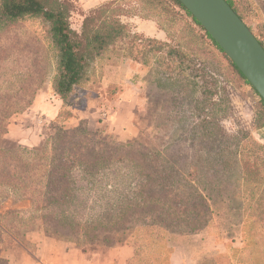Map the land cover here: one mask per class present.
<instances>
[{
  "label": "rangeland",
  "instance_id": "374dc122",
  "mask_svg": "<svg viewBox=\"0 0 264 264\" xmlns=\"http://www.w3.org/2000/svg\"><path fill=\"white\" fill-rule=\"evenodd\" d=\"M77 1L81 10L88 12L111 0ZM117 1L121 7L122 19L130 26L133 33L166 42L171 46L181 44L192 51L191 59L203 61L205 69L192 74L185 66V73L182 76L179 77L177 75L179 72L174 71L173 75L177 77L167 80L170 73L164 74V67H160L158 71L154 59L150 60L147 66H142L134 60L121 56H108L96 61L91 66L90 79L77 86L72 94L63 100L62 117L66 118L73 112L84 118L81 127L90 133H95L96 131H91L88 127L92 116L100 123L99 129L105 128L111 121L116 102L126 91L130 90L136 99L132 115V124L137 134L132 138L135 140L130 143L128 142L130 139L122 141L124 144H130L124 149L126 155L123 160L115 158L108 168L102 169L95 175L94 196H92L95 197L93 218L82 221V225L87 226L90 233L86 237L76 235L73 229H66L60 236L85 251H108L117 245L135 243L138 234H141L138 241L140 244L152 241L150 234L144 236L147 231L133 229L125 231L123 235L114 234L123 232L125 220L130 224L132 221L134 225L140 223L138 218L139 213L142 212V191L148 182L146 175L142 173L145 161L159 167L161 163L171 169L173 164L168 161L166 154L173 151L169 147L173 145L174 150L180 151L182 156L187 154L196 159L193 165L198 169L201 168L202 160L197 159L201 158V155L196 150L195 138L199 136L197 132L201 127L198 125H202L201 121L204 117L210 119V116H214L221 133L218 137L208 136L210 148L214 145L219 146L220 143L228 144L230 148L237 147L241 143L240 140L250 141L252 148H256L255 143L253 144L255 141L264 144V116L261 113L259 99L249 87L242 85L229 74L223 61L208 53L207 46L201 45L200 42L194 43L193 33L188 26L190 20L183 11L178 8L172 10L166 3L162 5L161 0L160 9L153 8L144 0ZM232 1L253 34L264 42V0ZM82 20L80 14H74L71 18L72 28L80 31ZM7 29L5 31L0 27V95H25L30 98V105L22 108L20 114L28 112L37 99L41 100L42 108L45 104L54 105L58 96L53 89L51 79L56 74L57 51L51 42L50 25L42 18H28L18 21ZM204 91L207 93L205 94ZM39 112L35 117V123L43 127L38 133L42 137L40 144L34 145L35 142L27 139L24 143H20L16 127H12L16 132H8L13 118L20 115L16 110L8 109L7 134L1 140V145L6 148L28 149L43 145L48 135L54 132L56 124L42 123L40 115L43 116L45 111ZM104 113L106 117H103ZM260 124L263 125L260 127ZM16 125L21 124L16 123ZM128 125L131 127L122 118L120 126L126 131L129 130ZM185 125L187 129L190 128L188 135H183L177 130L178 126L181 128ZM67 127L71 126L67 125ZM113 134L118 137L116 133ZM30 135L29 138L33 137L32 133ZM118 139L120 140L119 137ZM104 142L108 140H102V143ZM152 152H158L159 156H155ZM209 158L210 156L208 160ZM208 160L206 162L210 164ZM185 164L186 162L182 161L174 164V167L184 168ZM197 176H200L202 186L204 185L211 192L208 201L212 208V220L209 223L211 231L216 234L218 243L227 246L228 255L220 260L221 263L264 264V226L256 225L254 219L245 214L242 201L228 197L229 190L233 188L228 182L233 183L234 176L231 173L223 176L225 180L220 190L219 181H209L202 174ZM226 177L229 178L227 182ZM15 200L16 197L13 196L0 203L2 220L10 211L25 212L9 222L17 226V234L22 237L31 231L30 234L36 231L47 233L48 229L41 222L36 218L30 219V211H33L32 203L29 200ZM202 225L203 223L199 224ZM30 245L32 244L29 243V247ZM4 246L6 251L0 255L2 259L10 251L19 248L13 246V249H9L11 247L9 241H4Z\"/></svg>",
  "mask_w": 264,
  "mask_h": 264
},
{
  "label": "trees",
  "instance_id": "16d2710c",
  "mask_svg": "<svg viewBox=\"0 0 264 264\" xmlns=\"http://www.w3.org/2000/svg\"><path fill=\"white\" fill-rule=\"evenodd\" d=\"M226 1L245 23L234 2ZM144 2L160 9V0ZM165 3L172 10L178 8L185 13L190 20L188 26L193 33L194 43L200 42L207 46L208 53L223 61L230 75L252 90L259 99L264 116V100L210 34L179 0H161L162 5ZM120 10L117 0L103 3L88 12L81 10L77 0H0V27L5 31L18 21L28 18H42L50 25L51 42L57 51L56 74L51 82L58 96L55 105L59 109L53 122L56 124L54 132L48 135L43 145L33 149L6 148L1 145V140L7 134L8 109L16 110L20 114L21 109L28 107L31 100L25 95H0V203L13 196L18 201L29 200L33 207L30 219L36 218L48 229L47 233L42 231L45 235L59 240H64L60 236L66 229H73L76 235L87 237L90 231L87 226L82 225V221L93 218L95 175L108 168L115 158L123 160L126 155L124 149L135 140L130 138L129 143L124 144L113 134L110 124L90 133L81 127L84 118L73 112L66 118L62 117L63 100L77 86L90 79L91 66L96 61L113 55L134 60L142 66H147L154 59L158 71L160 67H164L163 73H170L167 80L177 77L173 75L174 71L179 72V77L182 76L185 66L192 74L205 69L203 61L193 58L197 61L195 62L191 59L192 51L181 44L171 46L166 42L133 33L130 26L123 21ZM74 14L83 17L80 31L71 26ZM256 38L264 47V42ZM215 119L214 116H210V119L204 117L202 125H198L201 130L197 132L199 136L195 138V145L201 155V158H197L202 160L201 168L193 165L196 159L187 154L182 156L180 151L174 150L173 145L169 146L173 151L166 154L168 161L173 164L171 169L161 163L159 167L149 161L144 162L142 173L146 175L148 182L142 191V212L138 218L140 223L134 225L132 221L130 224L125 220L123 232L116 233L115 236L133 229L147 231L144 236L150 234L153 238L150 243L140 244L138 241L141 234L137 235V243H131L142 252L147 247L156 245V241L165 233H196L205 228L212 220V208L208 202L211 192L202 186L198 174H202L209 181H219L220 190L225 180L223 176L231 173L234 180L233 183L228 182L233 187L229 190L228 197L242 201L245 214L251 216L256 225L264 226V144L255 141L253 144L255 143L256 148H252L250 141L240 140L237 147L230 148L228 144L220 143L221 145L210 148L208 136L218 137L221 134ZM261 125L263 124L260 127ZM188 129L187 125L177 128L183 135L190 133ZM99 139H107L108 142L102 143ZM152 153L159 156L158 152ZM207 160L211 163L208 164ZM182 161L186 162L184 168L174 167V164ZM228 180L226 177V182ZM23 214L25 212L10 211L3 220L0 215V255L6 251L4 241L10 242L9 249H13V246L33 249L32 245L29 247L27 239L32 231L21 237L17 234V226L9 224L13 218ZM1 262L6 264V260L0 256Z\"/></svg>",
  "mask_w": 264,
  "mask_h": 264
},
{
  "label": "crops",
  "instance_id": "0c3cea01",
  "mask_svg": "<svg viewBox=\"0 0 264 264\" xmlns=\"http://www.w3.org/2000/svg\"><path fill=\"white\" fill-rule=\"evenodd\" d=\"M135 101L132 92L126 91L116 102L111 121L107 123L121 141L137 136L132 124ZM40 110L45 111L43 116L40 115L41 122L48 124L54 122L59 113L55 104H45L42 108L41 100L37 99L28 112L13 118L8 132H16L12 128L16 127L20 143H24L27 139L35 142L34 145L40 144L42 137L38 133L43 127L35 123V117ZM91 118L88 127L91 131H97L100 123L96 122L94 116ZM122 118L130 124L129 130L125 131V128L120 126ZM16 123L21 125L17 126ZM30 133L33 134L31 138H29ZM211 230L210 225H207L196 233H165L159 241H156V245L147 247L142 252L131 243L117 245L108 251H85L69 241L59 240L41 232H33L27 237L28 242L33 246L32 250L18 248L10 251L4 259L6 264H222L220 260L228 255L227 246L218 243L216 234Z\"/></svg>",
  "mask_w": 264,
  "mask_h": 264
},
{
  "label": "water",
  "instance_id": "95a60500",
  "mask_svg": "<svg viewBox=\"0 0 264 264\" xmlns=\"http://www.w3.org/2000/svg\"><path fill=\"white\" fill-rule=\"evenodd\" d=\"M264 100V47L226 0H179Z\"/></svg>",
  "mask_w": 264,
  "mask_h": 264
},
{
  "label": "built area",
  "instance_id": "2783aa9c",
  "mask_svg": "<svg viewBox=\"0 0 264 264\" xmlns=\"http://www.w3.org/2000/svg\"><path fill=\"white\" fill-rule=\"evenodd\" d=\"M103 117H106V113L103 114Z\"/></svg>",
  "mask_w": 264,
  "mask_h": 264
}]
</instances>
